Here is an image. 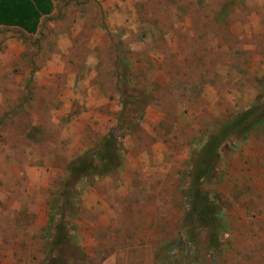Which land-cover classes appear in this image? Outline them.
Masks as SVG:
<instances>
[{"label":"rangeland","instance_id":"374dc122","mask_svg":"<svg viewBox=\"0 0 264 264\" xmlns=\"http://www.w3.org/2000/svg\"><path fill=\"white\" fill-rule=\"evenodd\" d=\"M0 264H264V0L0 25Z\"/></svg>","mask_w":264,"mask_h":264},{"label":"trees","instance_id":"16d2710c","mask_svg":"<svg viewBox=\"0 0 264 264\" xmlns=\"http://www.w3.org/2000/svg\"><path fill=\"white\" fill-rule=\"evenodd\" d=\"M53 0H0V24L36 31L40 17L51 11ZM52 221V217H51Z\"/></svg>","mask_w":264,"mask_h":264},{"label":"crops","instance_id":"0c3cea01","mask_svg":"<svg viewBox=\"0 0 264 264\" xmlns=\"http://www.w3.org/2000/svg\"><path fill=\"white\" fill-rule=\"evenodd\" d=\"M40 20V19H39ZM38 24H39V22H38ZM0 25H4V24H0ZM8 26H15V25H8ZM17 27H19V26H17ZM19 28H21V27H19ZM21 29H23V28H21ZM23 30H25V29H23ZM25 31H27V30H25ZM28 32V31H27Z\"/></svg>","mask_w":264,"mask_h":264}]
</instances>
